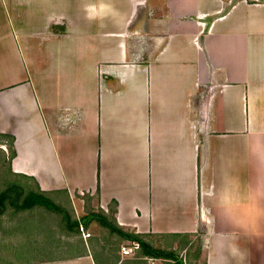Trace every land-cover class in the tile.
<instances>
[{
	"label": "crops",
	"instance_id": "1",
	"mask_svg": "<svg viewBox=\"0 0 264 264\" xmlns=\"http://www.w3.org/2000/svg\"><path fill=\"white\" fill-rule=\"evenodd\" d=\"M0 134L61 203L264 264V0H0ZM86 216L36 264L135 263Z\"/></svg>",
	"mask_w": 264,
	"mask_h": 264
},
{
	"label": "rangeland",
	"instance_id": "2",
	"mask_svg": "<svg viewBox=\"0 0 264 264\" xmlns=\"http://www.w3.org/2000/svg\"><path fill=\"white\" fill-rule=\"evenodd\" d=\"M8 142H10L8 139L0 137V192L11 181H20L24 184L30 183L23 179L19 180L18 177L9 176L8 163L11 157V150L6 144ZM28 185L32 186V184ZM85 199L87 203V196ZM62 203L63 205L60 206L69 211L72 217H77L80 213L82 220L83 216L89 213L85 209L87 208L86 203L85 206L81 204L82 207L76 206L73 203L68 205V202L65 200ZM65 218L66 216L63 213L51 211L43 207H37L35 210L23 213L17 212L13 207L8 206L7 211L3 210L0 213V264H36L37 262L40 263L63 257V255L57 254V250L61 251L63 243H65V239L63 238ZM99 225V223L95 225L97 226L95 231H93L97 234L95 237H100L107 241L106 237L108 232L102 230ZM165 243L163 240L159 241L156 247L168 250L169 246ZM128 244L130 242L126 241L125 243L118 244L116 247L121 249L122 246ZM176 253L179 259L183 260L184 264H198L200 259L199 240L196 239L195 244L188 246L186 250L177 249ZM131 260L135 261V263L128 264H145L151 262L157 264H174L172 260L145 257L141 252Z\"/></svg>",
	"mask_w": 264,
	"mask_h": 264
},
{
	"label": "trees",
	"instance_id": "3",
	"mask_svg": "<svg viewBox=\"0 0 264 264\" xmlns=\"http://www.w3.org/2000/svg\"><path fill=\"white\" fill-rule=\"evenodd\" d=\"M0 137L6 138L10 141L6 143L11 150V157L9 158L8 163L9 176L18 177L19 180L23 179L26 182H30L26 184L20 181L8 182L6 188L0 192V209H4V211H7L8 206H11L17 212L26 213L30 210H35L37 207H43L51 211L63 213L66 216L65 221L68 224V227H79V221L76 219L74 220V216L72 217V214H70L69 211L61 207L63 205L61 201L52 198L49 193L42 192L38 184L32 178L13 172L11 162L16 156L14 137L4 134H0ZM28 184H32V186ZM87 198V208L85 209H87L89 213L84 218V222L86 225L90 224L93 221H97L101 225V227L105 228L108 231L110 238L116 235L121 238V242L129 241L130 243H139L140 250L137 252L136 256L141 252V254L145 257L162 258L172 260L174 261V264H184L183 260L179 259V257L175 254L176 251L158 249L147 240L145 235L130 233L121 228L116 223L114 218V215L116 213L115 208L111 209L109 215H106L104 212H101L100 214L93 213L91 207V198L89 196H87Z\"/></svg>",
	"mask_w": 264,
	"mask_h": 264
},
{
	"label": "built area",
	"instance_id": "4",
	"mask_svg": "<svg viewBox=\"0 0 264 264\" xmlns=\"http://www.w3.org/2000/svg\"><path fill=\"white\" fill-rule=\"evenodd\" d=\"M91 235L90 234H86L84 233V237L87 238V237H90ZM140 250V245L139 243H130L126 246H122L121 248V256L122 258H135L136 257V254L137 252Z\"/></svg>",
	"mask_w": 264,
	"mask_h": 264
},
{
	"label": "water",
	"instance_id": "5",
	"mask_svg": "<svg viewBox=\"0 0 264 264\" xmlns=\"http://www.w3.org/2000/svg\"><path fill=\"white\" fill-rule=\"evenodd\" d=\"M4 209H0V213L3 211Z\"/></svg>",
	"mask_w": 264,
	"mask_h": 264
}]
</instances>
